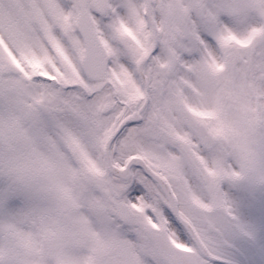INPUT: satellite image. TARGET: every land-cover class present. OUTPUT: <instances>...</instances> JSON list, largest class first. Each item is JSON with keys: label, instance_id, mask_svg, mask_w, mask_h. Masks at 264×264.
<instances>
[{"label": "snow or ice", "instance_id": "1", "mask_svg": "<svg viewBox=\"0 0 264 264\" xmlns=\"http://www.w3.org/2000/svg\"><path fill=\"white\" fill-rule=\"evenodd\" d=\"M0 264H264V0H0Z\"/></svg>", "mask_w": 264, "mask_h": 264}]
</instances>
